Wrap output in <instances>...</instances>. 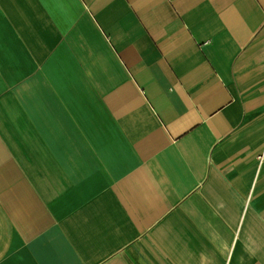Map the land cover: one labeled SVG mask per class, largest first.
Here are the masks:
<instances>
[{
    "label": "crops",
    "instance_id": "0c3cea01",
    "mask_svg": "<svg viewBox=\"0 0 264 264\" xmlns=\"http://www.w3.org/2000/svg\"><path fill=\"white\" fill-rule=\"evenodd\" d=\"M0 264H264V0H0Z\"/></svg>",
    "mask_w": 264,
    "mask_h": 264
}]
</instances>
